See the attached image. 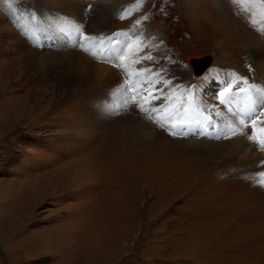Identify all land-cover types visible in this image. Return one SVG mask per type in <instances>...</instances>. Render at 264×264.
<instances>
[{"label":"rangeland","instance_id":"1","mask_svg":"<svg viewBox=\"0 0 264 264\" xmlns=\"http://www.w3.org/2000/svg\"><path fill=\"white\" fill-rule=\"evenodd\" d=\"M253 36L264 39V0H0V75L21 69L8 96H28L31 108L0 137V264H264V145L244 157L216 124L236 89L264 85L243 41ZM32 51L43 59L37 80ZM205 55L196 73L191 59ZM138 58L197 96L207 132H177L144 106L122 64ZM64 72L102 76L77 92ZM249 100L264 121V94ZM159 128L161 141H182L177 149H157ZM99 146L115 159L95 155V178L80 175L61 199L34 195L38 176L77 158L72 168L86 169ZM30 196L37 222L11 230ZM63 233L71 238L57 246L51 236Z\"/></svg>","mask_w":264,"mask_h":264},{"label":"bare ground","instance_id":"2","mask_svg":"<svg viewBox=\"0 0 264 264\" xmlns=\"http://www.w3.org/2000/svg\"><path fill=\"white\" fill-rule=\"evenodd\" d=\"M70 7L71 6H67V9H70ZM253 37H254V43L252 44L250 43V40L246 37L245 38L243 37V41H247L250 44L249 46L251 48L250 52H252V54L250 55L255 60V63L258 65V67L264 68V39H259L258 37H255V36ZM40 56L41 55H39L36 51H32L30 53V59H29L30 65H29V70L27 72H31L34 69V73L32 74V78L34 79H36V76H39L41 75V73H43V68H41L43 66V59H42V56L41 57ZM53 56H56V55H53ZM197 60L198 61H196L195 63L192 62L193 63L192 66L193 65L195 66L193 67L196 73L203 72V70H205L210 65V63L208 62V64L205 65V67H202L201 64L199 65V63H197L201 61V57L198 58ZM122 64L125 68V71L127 72V75H129L131 79V83L134 88L133 90L135 91L136 94L144 97L145 99L144 106L148 107L151 113L154 114L156 118L158 119L163 118V120H165L167 123L169 122V125L172 127V129H174L177 132L179 131V132L189 133V132H194V131H200L203 133V132L208 131V129L206 128L208 117L204 114L205 112L203 109L204 107L203 103L197 102V96L188 95V94H179L180 91L178 89V86H176L175 81L173 77L171 76L169 70L165 68L164 66H162L160 62L148 61L145 58L143 59L138 58L137 61H133L131 59V60L125 61ZM110 68L112 69L111 66ZM110 68L108 70H110ZM259 72H261V70ZM21 75H22V71L20 68H17V67H12L7 73L4 72V73H1L0 75V97H1L0 110H3V109L5 110V112L1 115V118H0V137L1 136L3 137L8 129L14 130L15 128H17L16 125H18L19 121L21 120L24 121L27 115L31 111V108L28 105L27 98L24 99V97H28V96H22V97H19V96L9 97L8 96V93H10L9 87H7V82L9 78L10 77L20 78ZM85 76H86L85 79L82 80L81 78H79L80 76L77 75L75 72H72V73L64 72L61 82H63V85L67 86L68 88H71L70 89L71 91L77 90V92H80V90L83 89L84 86L86 87L87 84L90 82L94 83L96 80H98V78H101L102 75H99L98 77V75L95 76L92 73L90 74L87 73L85 74ZM81 77L83 78L84 76H81ZM262 82L263 81L260 80L259 81L260 85L256 86L255 89H250V90L241 89V88L236 89V93H233V95H231L230 98L224 100L223 103L221 102L222 104H218L217 108L215 107L218 113L216 124L222 127L225 130V132L227 131V133H232L233 134L232 136L234 137L235 141H238L236 142L238 143V146L241 147L242 145H245L244 148H247V150H244V151L242 150L243 156L244 157L248 156L250 157L251 160H254L258 154L256 150L258 149L259 143L257 142H260L262 145H264V121L263 119H260L255 113H253L252 112L254 110L253 107L251 110L249 106V101H250L249 98L251 97L262 98L263 97L264 85H262ZM159 84H161V87L158 88L157 86ZM166 88L169 90H167ZM163 89H165L167 92H163L159 94ZM27 94H30V93H27ZM6 113L12 114L11 121L4 120L3 116ZM128 116L129 114L124 116V118H127ZM242 117L245 118L246 121ZM112 122L115 123V121H112ZM11 133H14V132H11ZM163 133L164 132L162 131V129L159 128L157 137L155 138V141H157L159 143L158 145L160 146L157 149H160V148H162L161 150H170L171 148L177 149V145H179L180 142L182 141L173 139L172 137H169V136L167 137L168 139H163V141H161L162 139L160 138V136L165 134ZM111 138L110 140L108 139L109 144L111 143ZM121 142H122V139L119 140V145ZM147 148H148L147 150H149L148 152L150 153L151 147L147 146ZM103 150L105 149L103 148L101 152L100 151L97 153L94 152V155H93V152L87 155L88 156L87 162L89 164H86L88 166L86 169L83 168L80 170L79 168L80 166H78V168H75V167L72 168L74 164L76 165L79 164L77 163L79 162L77 158V161H74L70 163L68 167L67 166L65 167L69 170L65 168L62 169L60 168V166H57L53 170L42 173L40 176H38L39 177L38 179H40L39 181L41 182V185L39 188H36L35 193L33 192L34 195L36 196L41 191H44V197L42 196L43 199L47 198V199L57 200L60 196L62 198V195H64L65 192L69 189V186L75 184L74 182L77 181L80 175H83V176L90 175V177L95 178V175L97 176V173L99 172V170L97 169L98 168L97 165L99 163L97 162L98 160H96L97 158L96 156L101 155V158H103V161L104 160L110 161V160H107L108 157L114 158L113 156L114 154L111 152L112 150L109 151V147H108V150H106L109 152H105ZM121 152L122 151H120V153ZM131 152L134 155L136 153V152L134 153V151H131ZM127 158H130V157H127ZM118 159L120 158L118 157ZM106 174L108 173L106 172ZM32 189H35V188L33 187ZM32 198H33L32 196L28 197V200L25 203L27 207H24V209L22 208L14 215L15 216L14 219H12L11 220L12 222L8 224L10 229L11 228L15 229L17 228V225H19L20 227L17 229L21 231V230H24L29 225L37 222L36 219L31 218L32 217L31 209H34L32 205L33 204ZM43 199H42V202H43ZM36 200H37V197H36ZM59 217L61 218V216ZM46 231H47L46 229L44 230L42 229L39 232L43 233ZM63 234L62 235H52V236L50 235L52 239H54L55 237L54 243L57 244V246H59L60 243L63 242L64 240L67 239L68 241L69 238H71V236L69 237L68 234H67L68 237H66L65 233ZM66 247H68L67 244L65 245V248ZM61 248L63 249L64 245L61 244Z\"/></svg>","mask_w":264,"mask_h":264},{"label":"water","instance_id":"3","mask_svg":"<svg viewBox=\"0 0 264 264\" xmlns=\"http://www.w3.org/2000/svg\"><path fill=\"white\" fill-rule=\"evenodd\" d=\"M210 59H211V56L210 55H205V56L201 57V61L200 62H197V63H199V65L201 64L202 67H205V65L208 64V62H209ZM191 61H193V63H195L198 60L196 58H192Z\"/></svg>","mask_w":264,"mask_h":264}]
</instances>
